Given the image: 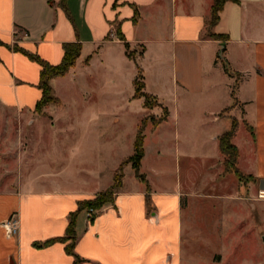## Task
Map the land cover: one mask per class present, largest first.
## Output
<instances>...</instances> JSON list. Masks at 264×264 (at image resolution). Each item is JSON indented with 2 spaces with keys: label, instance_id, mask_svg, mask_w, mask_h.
<instances>
[{
  "label": "crops",
  "instance_id": "obj_1",
  "mask_svg": "<svg viewBox=\"0 0 264 264\" xmlns=\"http://www.w3.org/2000/svg\"><path fill=\"white\" fill-rule=\"evenodd\" d=\"M212 3L213 0H0V104L4 106L32 110L42 97L41 65L15 50L16 44L51 64L63 60L65 43L81 44L75 65L50 81L54 95L63 104L55 83L79 76L78 82L83 85L93 65L111 83H115V75L134 67L142 73L154 67L160 81L169 70L170 84L178 95L203 92L209 86L217 88L220 84L213 79L216 70L226 77L221 84L231 99L212 121L217 128L211 133L216 154L194 144L182 153L176 146L179 166L181 158L211 163L207 176L185 181L181 176L170 179L169 170L160 164L154 177L143 172L146 181L136 176V180L127 182L125 175L122 186L115 191L114 203L105 205L93 221L86 210L79 214L75 251L85 259L80 264H181L187 258L184 231L189 220L193 221V204L200 197H227V193L213 195L210 191L228 187V173L219 170L218 137L232 127L233 118L229 116H235L237 121L233 138L239 150L237 166L253 175L254 185L262 189L264 0L226 1L214 26V32L229 36L223 56L237 76L227 73L218 60L223 41L207 32ZM125 42L134 50L141 48L138 57L128 56ZM80 61L82 65L78 66ZM143 77L146 90V76ZM149 93L159 100L158 95ZM234 101L231 115L220 116ZM64 154L57 151L52 155L51 149L47 155L50 163L59 164L61 170L50 175L19 176L16 190L0 191V264H72L74 256L67 253L64 242L47 246L35 243L64 235L69 215L78 208L79 201L111 188L116 170L128 157L107 174L108 179L105 171L96 168L94 177L85 173L74 181L66 177L72 160ZM21 155L22 152L19 162ZM18 170L21 171L20 164ZM83 212L85 219L81 218ZM13 214L19 220L15 234L3 225Z\"/></svg>",
  "mask_w": 264,
  "mask_h": 264
},
{
  "label": "rangeland",
  "instance_id": "obj_2",
  "mask_svg": "<svg viewBox=\"0 0 264 264\" xmlns=\"http://www.w3.org/2000/svg\"><path fill=\"white\" fill-rule=\"evenodd\" d=\"M114 33L121 38L116 30ZM140 50L129 46L133 57H138ZM86 56L87 52L81 60ZM218 60L223 64L221 57ZM81 65L80 61L78 66ZM230 68L234 72L233 66ZM90 74L83 85L78 82L79 76L72 77V81L68 77L55 83L64 104L57 96V101L32 110L0 104V191L16 190L19 176L50 175L61 170L59 164H52L47 158L51 149L52 155L58 151L71 157L67 178L78 181L85 173L94 177L97 168L105 171V179H108L107 174L117 168L123 158L134 153L136 135L143 122L145 154L140 166L142 173L154 177L155 168L160 164L169 170L167 176L170 179L181 176L185 181L207 176L211 163L181 158L179 166L176 146L182 153L194 144L216 154L211 140V133L217 130L212 122L213 116L231 99L222 86L226 78L222 71L216 70L213 75L220 84L217 88L209 86L203 92L178 95L170 84L172 73L169 70L160 81L154 67L148 68L147 73H143L146 90L158 95L160 100L152 97L149 108L144 107L143 97L133 98V79L139 74L136 67L128 69L125 74L115 75L112 80L115 83H111L97 65L91 67ZM160 102L170 110V116L168 121L153 130V120L164 115ZM235 105L234 101V105L227 107L220 116L231 115ZM229 117L235 119V116ZM20 152L22 158L19 162ZM220 162V172L228 173V187L210 193H227V197H200L199 205L193 204L194 218L189 220L184 231L187 258L181 264H264V199L259 197V189L254 185L256 180L237 166L241 171L239 176L235 163H226L223 154ZM121 164L115 175L122 168V181L125 175L127 182L136 180L132 163L124 159ZM187 205L188 201L184 206ZM197 207L201 208V213ZM81 218H86L85 212ZM189 238L192 241H188Z\"/></svg>",
  "mask_w": 264,
  "mask_h": 264
},
{
  "label": "trees",
  "instance_id": "obj_3",
  "mask_svg": "<svg viewBox=\"0 0 264 264\" xmlns=\"http://www.w3.org/2000/svg\"><path fill=\"white\" fill-rule=\"evenodd\" d=\"M65 0H62L64 2ZM228 0H213L211 10H210V18L207 21V32L208 34L215 38L219 39L223 42H225L227 39H229V36L227 34H221L214 32V26L218 23L220 19V12L222 11L224 4ZM231 1H238V0H231ZM122 38V35H121ZM0 44L2 42L0 41ZM125 47L128 56L133 57L129 53V43L125 42ZM13 48L17 51H21L24 54H26L30 59L37 61L41 65V73H40V83L39 86L42 89V97L38 101L36 107L40 108L44 105H46L48 102L51 101H57L58 98L53 93V88L50 83L52 78L63 76L65 75L72 66L75 65L77 58L80 56L81 53V44L79 42H68L64 44V57L63 60L58 64H51L44 58H42L39 54L30 52L27 49L20 47L19 45H14ZM225 49V48H224ZM224 52V51H223ZM223 59V65L224 69L227 73L233 74L234 72L231 70L227 59L224 56L219 55ZM135 97H143L144 98V107L149 108L150 105V99L154 97V99H157L156 96H153L149 92L145 90V82L142 70H139V74L137 75L135 81ZM233 96L235 97V87L232 91ZM164 108V115L159 117L158 119L153 120V126H158L161 122L165 121L168 118L169 111L166 106H163ZM236 127H237V121L233 118V124L232 127L221 134L218 137L219 141V149L221 154L225 157V162L229 163L232 162L235 163L236 172L239 176H241V171L237 167V159L239 156V150L237 146L233 142V138L236 134ZM144 130H145V123L140 126L138 133L136 135L135 143H134V153L126 158V161L132 163V168L135 170L136 176L142 180L146 181V176L144 173L140 172V165L142 158L144 156ZM124 163L121 164V167ZM122 168H120L119 172L115 175V181L114 186L112 189L107 191H102L98 193L96 196L88 199L80 200L78 203V208L75 211H72L69 215V224L67 226L66 233L62 236H57L53 238H49L43 242H36L35 244L38 246H47L50 244H53L57 241L64 242L65 249L68 254H71L74 256V261L72 264H80L85 259L82 258L79 254L76 253L75 247L77 242V219L79 214L86 210L87 212L90 209L95 210L96 212L92 213L89 217L91 221H93L96 217V215L102 210V208L105 205L114 203L115 201V189L122 186ZM148 205H150V198L148 196L147 198Z\"/></svg>",
  "mask_w": 264,
  "mask_h": 264
},
{
  "label": "built area",
  "instance_id": "obj_4",
  "mask_svg": "<svg viewBox=\"0 0 264 264\" xmlns=\"http://www.w3.org/2000/svg\"><path fill=\"white\" fill-rule=\"evenodd\" d=\"M259 197L264 199V188L259 190ZM94 212H96V211L93 209H90L87 212L88 217H90V215ZM3 225L7 227L9 233L15 234L19 228V220H18L17 216L15 214H13L6 222H3Z\"/></svg>",
  "mask_w": 264,
  "mask_h": 264
},
{
  "label": "water",
  "instance_id": "obj_5",
  "mask_svg": "<svg viewBox=\"0 0 264 264\" xmlns=\"http://www.w3.org/2000/svg\"><path fill=\"white\" fill-rule=\"evenodd\" d=\"M224 48H225V42H221V49L219 51V55L223 56ZM261 187L264 188V185L262 182H261Z\"/></svg>",
  "mask_w": 264,
  "mask_h": 264
}]
</instances>
